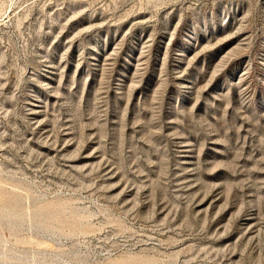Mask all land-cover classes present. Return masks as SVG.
Returning <instances> with one entry per match:
<instances>
[{
    "label": "rangeland",
    "instance_id": "374dc122",
    "mask_svg": "<svg viewBox=\"0 0 264 264\" xmlns=\"http://www.w3.org/2000/svg\"><path fill=\"white\" fill-rule=\"evenodd\" d=\"M0 221V264H264V0H0Z\"/></svg>",
    "mask_w": 264,
    "mask_h": 264
},
{
    "label": "bare ground",
    "instance_id": "6f19581e",
    "mask_svg": "<svg viewBox=\"0 0 264 264\" xmlns=\"http://www.w3.org/2000/svg\"><path fill=\"white\" fill-rule=\"evenodd\" d=\"M10 216H11V215H10ZM11 217H14V216H11ZM2 220H3V219H2ZM11 220H12V219H11ZM3 221H4V220H3ZM8 221H9V220H8ZM0 222H1V221H0ZM11 222H12V221H11ZM14 222H15V221H14ZM14 222H12V223H14ZM6 223H7V222H6ZM6 223H5V224H6ZM20 225H21V224H20ZM10 226H11V225H10ZM23 226H24V225H23ZM11 227H12V226H11ZM16 227H17V226H16ZM19 227H20V226H19ZM13 228H14V227H13ZM0 241H1V240H0ZM1 242H2V241H1ZM1 242H0V243H1ZM1 248H2V247H1ZM4 248L6 249V247H4ZM5 249H4V250H5ZM8 250H9V248H8ZM5 251H6V250H5ZM10 251L13 252L14 250H10ZM10 251H9V252H10ZM0 252H1V251H0ZM3 252H4V251H3ZM7 252H8V251H7ZM15 252H16V250H15ZM5 254H6V253H5ZM8 254H9V253H8ZM15 254L18 255V254H20V252H19V253L16 252ZM27 254H28V253H27ZM27 254H26L25 256H27ZM0 255H1V254H0ZM11 255H12V254H11ZM13 255H14V252H13ZM23 255H24V253L22 254V256H23ZM34 255H35V254H34ZM34 255H33V256H34ZM1 256H2V255H1ZM5 256H7V254H6ZM5 256H4V257H5ZM31 256H32V255H31ZM31 256H30V257H31ZM33 256H32V257H33ZM37 256H38V255H37ZM37 256H35V257H37ZM2 257H3V256H2ZM9 257H11V256H9ZM9 257H8V258H9ZM12 257H13V256H12ZM14 257H15V256H14ZM23 257H24V256H23ZM40 257H41V256H40ZM42 257H43V256H42ZM20 258H21V257H20ZM37 258H38V257H37ZM44 258H45V257H44ZM4 259H5V258H4ZM10 259H11V258H10ZM28 259H29V258H28ZM31 259H32V258H31ZM34 259H35V258H34ZM46 259H47V258H46ZM46 259H45V261H46ZM5 260H6V259H5ZM15 260H16V258H15ZM21 260H22V258L20 259V261H21ZM24 260L26 261V259H24ZM47 260H48V259H47ZM55 260H56V259H55ZM0 261H1V260H0ZM3 261H4V260H3ZM8 261H9V259H8ZM12 261H13V260H12ZM16 261H19V260H16ZM5 262H6V261H5ZM5 262H4V263H5ZM10 262H11V261H10ZM27 262H28V261H27ZM34 262H35V261H34ZM36 262H37V261H36ZM43 262H44V261H43ZM53 262H54V260L52 261V263H53ZM4 263H3V264H4ZM13 263H15V262H13ZM59 263H60V262H59ZM7 264H8V263H7ZM15 264H16V263H15ZM22 264H23V263H22ZM31 264H32V263H31ZM35 264H36V263H35ZM41 264H42V263H41ZM46 264H47V263H46Z\"/></svg>",
    "mask_w": 264,
    "mask_h": 264
}]
</instances>
